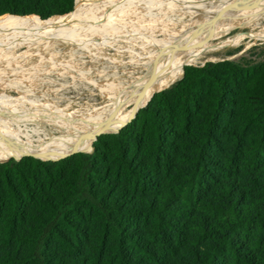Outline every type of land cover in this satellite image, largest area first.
<instances>
[{
	"label": "trees",
	"instance_id": "trees-1",
	"mask_svg": "<svg viewBox=\"0 0 264 264\" xmlns=\"http://www.w3.org/2000/svg\"><path fill=\"white\" fill-rule=\"evenodd\" d=\"M93 146L0 163V264H264V59L185 65Z\"/></svg>",
	"mask_w": 264,
	"mask_h": 264
},
{
	"label": "rangeland",
	"instance_id": "rangeland-1",
	"mask_svg": "<svg viewBox=\"0 0 264 264\" xmlns=\"http://www.w3.org/2000/svg\"><path fill=\"white\" fill-rule=\"evenodd\" d=\"M153 9L141 7L125 14L127 20L114 18L106 26L43 33L41 40L20 48L0 46V118L27 130L30 137L25 140L32 144L50 137L68 144L82 124L118 102L133 73L143 71L150 58L176 43L191 13L166 5ZM14 17L22 16L5 14L0 19ZM129 26L136 28L135 33L121 36ZM250 29L229 31L220 39L221 45L212 39L187 65L224 59L263 60L264 30L250 33Z\"/></svg>",
	"mask_w": 264,
	"mask_h": 264
},
{
	"label": "bare ground",
	"instance_id": "bare-ground-1",
	"mask_svg": "<svg viewBox=\"0 0 264 264\" xmlns=\"http://www.w3.org/2000/svg\"><path fill=\"white\" fill-rule=\"evenodd\" d=\"M161 5L179 9L184 14L190 11L189 21L168 51L150 58L143 71L140 69L131 75L117 103L82 124L78 135L68 144L57 137L45 138L47 140H41L39 145L32 144L25 140V137H30L27 130L15 128L0 118V162L27 155L57 160L79 151L90 152L97 135L118 131L153 93L179 80L185 65L197 59V52L205 43L217 39L220 45L224 44L220 39L237 27H250V33L264 30V0H76L73 12L65 16H52L45 20L35 15L1 18L0 46L20 48L28 42L41 40L43 33L54 35L59 30L106 26L114 18L127 20L125 14L141 7L151 10ZM129 27L124 28L120 35L135 33L136 28ZM135 37L139 38V35ZM22 40L26 43L22 44Z\"/></svg>",
	"mask_w": 264,
	"mask_h": 264
},
{
	"label": "water",
	"instance_id": "water-1",
	"mask_svg": "<svg viewBox=\"0 0 264 264\" xmlns=\"http://www.w3.org/2000/svg\"><path fill=\"white\" fill-rule=\"evenodd\" d=\"M74 10V9H73ZM72 10V11H73ZM71 11V12H72ZM71 12H69V13H71ZM69 13H66V14H58L59 16H65V15H68ZM28 15H35V16H37V17H39L41 20H45V18H43V17H41V16H39V15H37V14H26V15H14V16H28ZM26 40V39H25ZM25 40H22V44L23 43H26V41ZM206 62V61H205ZM205 62H203L202 63V65H204V63ZM184 72H185V67L183 68V75H184ZM183 77V76H182ZM181 77V78H182ZM180 78V79H181ZM173 84V83H172ZM171 84V85H172ZM170 85V86H171ZM170 86H168V87H170ZM167 87V88H168ZM165 89V88H164ZM163 90V89H162ZM161 91V90H160ZM159 92V91H158ZM154 94L155 93H153L152 94V96L149 98V100L144 104V105H142L141 107H139V109H137V111H136V113L134 114V116L133 117H131L122 127H120V129L118 130V131H120L124 126H126L129 122H131L135 117H136V115L138 114V112H139V110L142 108V107H145L147 104H148V102L152 99V97L154 96ZM118 131H116V132H118ZM100 135V134H99ZM99 135H97L96 137H95V139H94V142L97 140V138H98V136ZM93 149H94V146H92V150L90 151V152H92L93 151ZM84 152H88V151H84ZM71 155V154H70ZM36 157V156H35ZM66 157V156H65ZM38 158V157H37ZM63 158V157H62ZM17 159V158H16ZM17 160H19V159H17ZM58 160V159H57Z\"/></svg>",
	"mask_w": 264,
	"mask_h": 264
}]
</instances>
